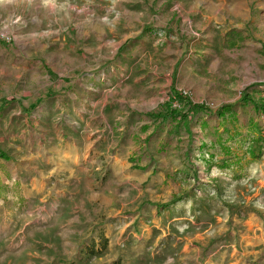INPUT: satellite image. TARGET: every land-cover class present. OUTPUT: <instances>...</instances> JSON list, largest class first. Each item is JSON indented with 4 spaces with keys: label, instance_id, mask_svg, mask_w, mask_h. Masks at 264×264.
Listing matches in <instances>:
<instances>
[{
    "label": "rangeland",
    "instance_id": "rangeland-1",
    "mask_svg": "<svg viewBox=\"0 0 264 264\" xmlns=\"http://www.w3.org/2000/svg\"><path fill=\"white\" fill-rule=\"evenodd\" d=\"M194 1L0 0V264H264V0Z\"/></svg>",
    "mask_w": 264,
    "mask_h": 264
},
{
    "label": "trees",
    "instance_id": "trees-1",
    "mask_svg": "<svg viewBox=\"0 0 264 264\" xmlns=\"http://www.w3.org/2000/svg\"><path fill=\"white\" fill-rule=\"evenodd\" d=\"M244 104H256L255 100L250 97H244L241 100ZM175 103L180 104L177 108ZM257 105V104H256ZM258 106V105H257ZM256 106V107H257ZM233 106H224L216 111H211L204 104H195L179 92L175 87H171V97L164 103L160 104L156 111L148 113L147 116L154 120L172 119L173 121H182L184 125L189 126L193 122L194 118L203 112H209L211 114L218 115L220 118L224 117L226 113L232 110ZM10 158L4 152L0 151V160L8 161ZM179 200H173L169 206H173L178 203ZM105 243L107 241L105 240ZM106 244L104 248H106Z\"/></svg>",
    "mask_w": 264,
    "mask_h": 264
},
{
    "label": "built area",
    "instance_id": "built-area-1",
    "mask_svg": "<svg viewBox=\"0 0 264 264\" xmlns=\"http://www.w3.org/2000/svg\"><path fill=\"white\" fill-rule=\"evenodd\" d=\"M11 42V39L9 37H6V36H0V45L2 43H10Z\"/></svg>",
    "mask_w": 264,
    "mask_h": 264
},
{
    "label": "crops",
    "instance_id": "crops-1",
    "mask_svg": "<svg viewBox=\"0 0 264 264\" xmlns=\"http://www.w3.org/2000/svg\"><path fill=\"white\" fill-rule=\"evenodd\" d=\"M240 1V0H239ZM194 2H196V0L194 1ZM194 2H192V4L194 3ZM241 3H242V1H240ZM211 4L212 5H215L214 3H212L211 2ZM209 7H211V5H208ZM154 173V168H153V170H152V174ZM103 264H112V263H110V262H104ZM186 264H188V263H186ZM194 264H203V263H199V262H197V263H194Z\"/></svg>",
    "mask_w": 264,
    "mask_h": 264
}]
</instances>
